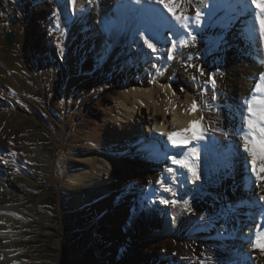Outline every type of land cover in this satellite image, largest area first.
I'll return each mask as SVG.
<instances>
[{"label": "bare ground", "instance_id": "bare-ground-1", "mask_svg": "<svg viewBox=\"0 0 264 264\" xmlns=\"http://www.w3.org/2000/svg\"><path fill=\"white\" fill-rule=\"evenodd\" d=\"M41 1L45 4L49 2ZM209 1L211 0H186L188 14L194 17L196 8L202 10ZM16 2L17 0H0V5L14 13ZM110 2L112 0H76L79 20L74 25L73 36L67 44L62 43L67 27L64 26L63 31L55 27L54 8L43 10L49 21L48 39L43 42L44 53L54 58V61L65 64L71 77L60 95L66 107V116L60 117L63 146L52 162L48 159L46 167L50 180L58 184L64 174H69L68 182L61 190L62 207L66 211H82V215H93V225L96 226L94 231L105 233L110 239L118 235L121 245L118 261L133 257L137 264H167L170 258L174 259L173 264H264V254L259 250H253L249 246V250L245 249V252L236 246L239 224H246L245 219L248 218L260 221L261 205L253 201H258L259 195L264 194L249 187L251 182L244 165L246 154L240 146V137L236 134L240 127V116L236 109L248 98L246 94L253 92L258 76L264 72V65L260 63L264 58V46H259L258 40L250 43L242 33V30L248 32L251 27L249 13L254 6H249L247 0H224L226 5L238 8L236 13L241 23L233 28L227 40V48L222 53V67L219 69L225 73L217 78L219 87L215 90L213 99V91L207 81L210 73H217L219 70L211 67L213 60L203 61L201 52L200 57L197 56L199 46L180 49L182 55H178L173 62L164 58L150 59L145 55L148 51L146 48L136 46L142 44V41L133 42L131 38V32L137 27L157 22L159 27L156 24V28L162 39H175L173 33L177 32V26L170 19L138 12L137 9L148 5H136L131 0L123 13V19L127 20L126 29L113 36L116 48L104 67L109 86L98 87L96 97L91 98L74 90L77 76L72 74L69 62L76 56L75 68L79 76L97 72L96 69L103 61L99 65H90L88 59L92 54L99 61L101 52L107 46L104 36L98 35V24L104 27L102 16L108 12ZM53 4L60 5L68 23L71 3L68 0H51V5ZM136 13L139 15H135ZM19 15L13 17L14 26L16 17L21 19ZM228 23L229 20H226L221 24L231 30ZM13 25L5 24L0 27V63L7 68L4 70L0 67V82L3 92H7L12 99L15 97L21 100L24 96L17 84L21 83L23 76L18 65L25 64L28 38L25 26L18 23L16 30H13L15 43L8 45L5 33ZM84 27L91 28L89 34L83 32ZM211 37L210 30L201 31L196 36L201 51L208 45ZM169 46L170 44L165 45ZM190 52H193L192 56ZM77 53L81 56L80 60H77ZM154 64L156 67H153ZM190 65L203 66L208 73L201 76L197 67ZM34 68L37 69L36 65ZM24 72L29 76L27 71ZM159 72L163 74L158 76ZM180 89L184 91L181 92ZM205 89L208 91L205 92ZM193 100L200 102L203 110L186 114L185 109L191 106ZM9 104L0 103V146L2 144L8 150L7 155L0 154V166L8 167L6 163H10L15 170L20 171L19 164L11 162V158L15 154H22L24 145L34 144L31 134L21 125L23 120L20 119L19 124L10 118L16 114L12 109L17 108L18 104ZM216 105L220 107L217 108ZM229 109H232V114ZM201 116L204 117V124L209 128L208 134L215 143L208 160L211 175L199 167L201 179L193 183L191 179L182 178L178 189L191 202L194 214L185 211L183 203L176 207L156 205L149 209L142 197L144 187L156 184L161 175L166 176L164 170L167 166L162 164L164 160L149 161L147 157L152 153L149 152L151 150H135L134 145L140 142L139 124L146 117L147 123L142 131L147 136L154 132L149 121L156 125L162 123L170 131L177 128L183 130ZM34 149L36 153L39 152L37 146ZM126 151L129 154H124ZM23 159L21 161L28 164ZM239 160H242V166L237 164ZM21 179L18 175L17 180L21 182ZM5 185L0 184V253L4 251L1 248L3 245L8 246V226L19 214V197ZM109 201L112 205H109ZM142 204L148 214L139 213ZM229 205H237L232 214L228 213ZM220 208L222 211L225 209L228 215L223 217ZM129 210L136 211V216L132 217ZM157 247L162 249L161 254L157 253ZM240 252L245 259L237 256ZM13 259H5L0 255V264H16Z\"/></svg>", "mask_w": 264, "mask_h": 264}, {"label": "rangeland", "instance_id": "rangeland-1", "mask_svg": "<svg viewBox=\"0 0 264 264\" xmlns=\"http://www.w3.org/2000/svg\"><path fill=\"white\" fill-rule=\"evenodd\" d=\"M18 1L19 4L15 6L13 14L14 16L20 14L21 19L16 17V24L9 31L16 30L18 23H22L28 38L25 66L21 63L18 65L23 77L21 83L17 84L20 85V91L27 95V97H23L26 104H22V106L19 101L2 95L3 91H0V103L16 102L18 104V107L14 108L15 110L12 109L16 114L10 118L19 124L22 119L23 124L21 125L26 132L31 134L34 146L32 144L24 145L21 153L25 161L32 165L33 173L29 171H27V175L22 172L16 173L17 176L16 174L12 175L11 183L8 182L9 184L5 186L19 197L17 208L19 219L17 222L12 221L8 226V246L5 244L1 248L5 250L3 252L7 251L9 259L14 257L21 264H74V259L80 261V264H137V260L133 257H127L122 261L117 260L121 246L120 238L116 235L114 239H110L107 234L94 231L96 226L93 225V215H82V211H66L62 207L61 190L62 186L68 182L69 174H64L58 184L51 181L46 172L48 159H51L52 162L63 146V125L59 123L58 118L66 115V107L60 95L68 80L69 68L67 70L65 64L54 61V58L44 53L43 42L48 39L49 21L43 10L49 8L57 10L61 7L59 4L51 5L50 2L45 4L41 0ZM135 15H139V13ZM3 20L1 19V21ZM63 24L61 16V26ZM194 45L199 46L197 56L200 57V42L197 41ZM190 55L192 56L193 52H190ZM78 56L77 60H80L81 56L79 54ZM90 57L89 63L93 64L95 58L93 55ZM75 60L76 56L69 63L72 73L78 77ZM35 65L38 71L34 68ZM203 69L205 73H208L205 67ZM23 70L27 71L29 76ZM105 75V72L93 77L81 75L76 79L74 90H79L82 94L95 98L98 87L109 86V79ZM250 93L248 92L246 96L249 97L252 94ZM239 94L241 96V93ZM242 99L244 100L243 97ZM51 107L57 113L59 112L58 114L55 112L56 117L49 112ZM31 121L35 123V126ZM35 146L39 149L38 153L34 149ZM67 148L66 152L68 153ZM18 175L22 177L21 182L17 180ZM7 178L10 179L11 176ZM108 203L112 205L111 201ZM252 229L251 226H244L243 234H246L240 240L241 246H239L244 251L245 249L249 250L250 245L247 243V238L251 235ZM236 246L238 247V243ZM156 249L157 253L163 252L160 247ZM237 256L241 259L244 257L241 252L237 253ZM173 261L174 259L170 258L167 264H173Z\"/></svg>", "mask_w": 264, "mask_h": 264}, {"label": "snow or ice", "instance_id": "snow-or-ice-1", "mask_svg": "<svg viewBox=\"0 0 264 264\" xmlns=\"http://www.w3.org/2000/svg\"><path fill=\"white\" fill-rule=\"evenodd\" d=\"M132 2L136 5H148V7L137 9L138 12L148 13L161 19H170L177 26V32L173 33L175 39H162L159 30L152 25L137 27L131 32L133 42L142 41V44H137L136 46L138 48H146L148 51L145 55L150 59L154 57L156 60H160L161 58L169 61L174 60L178 55H182L180 49L191 47L196 43V36L192 34L190 29L193 24L199 26L203 22L202 11L199 7L195 10V16L192 17L188 14L189 8L186 0H132ZM247 3L249 6H254V10L249 13L252 24L248 32H243L242 30V33L248 38L250 43L251 41L258 40L259 46H264V0H247ZM71 4L75 8L76 0H71ZM241 11H243L242 7ZM53 15L55 17V27L63 31L61 28L60 10H54ZM226 43L227 38L222 33L218 37L217 47L219 48L220 45ZM169 44V47H165V45ZM62 52L63 49L61 48ZM260 63L264 65V58L261 59ZM190 66L197 67L196 65ZM153 67H156V65L154 64ZM197 70L201 76L205 75L203 67H197ZM216 75L215 72L210 73L207 81L212 86L213 99H215ZM257 80L258 82L254 85L252 94L236 109L240 116V127L236 134L240 137V146L246 154L244 165L249 174L248 179L251 182L249 187L264 193V72L260 74ZM180 91L183 92L184 89H180ZM207 91L205 89V92ZM173 95H175V92ZM215 107L219 108L220 106L216 105ZM202 110L197 101L193 100L191 106L185 109V113L195 114L197 111ZM229 113L232 114V109H229ZM203 120V116L199 120H193L189 127L183 129L181 132L160 133L161 135H167V140L173 146L182 145L187 148V145L195 142L193 147L186 151L166 156V159L171 160L172 166L165 168L164 171L167 173V176L161 175L156 183L169 196L168 198L161 196L158 199L160 205L176 207L178 204L183 203L185 211L189 214H194L195 209L192 207L191 202L187 199L179 198V193L174 188V185L183 174L180 172L181 169L186 170L190 174L187 178L191 179L193 183L201 179L198 171L199 151L197 145H199L200 141L206 139L209 128L208 126H204L201 130H197L194 126L199 125ZM177 136L181 138L176 139ZM253 202L261 205V219L258 222L253 221L252 235L247 239L253 250H259L264 254V194L259 195L258 201ZM241 204H243V201H241ZM236 208L237 205H229L228 213H234ZM172 219L175 221V217Z\"/></svg>", "mask_w": 264, "mask_h": 264}, {"label": "water", "instance_id": "water-1", "mask_svg": "<svg viewBox=\"0 0 264 264\" xmlns=\"http://www.w3.org/2000/svg\"><path fill=\"white\" fill-rule=\"evenodd\" d=\"M14 41H15V35H14V33H8L7 34V42L9 44H13Z\"/></svg>", "mask_w": 264, "mask_h": 264}]
</instances>
